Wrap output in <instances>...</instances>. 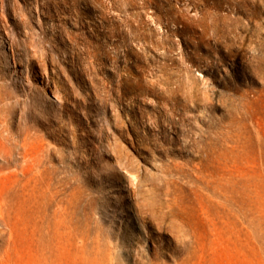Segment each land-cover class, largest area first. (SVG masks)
<instances>
[{
  "label": "rangeland",
  "instance_id": "374dc122",
  "mask_svg": "<svg viewBox=\"0 0 264 264\" xmlns=\"http://www.w3.org/2000/svg\"><path fill=\"white\" fill-rule=\"evenodd\" d=\"M0 264H264V0H0Z\"/></svg>",
  "mask_w": 264,
  "mask_h": 264
}]
</instances>
